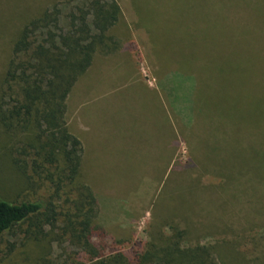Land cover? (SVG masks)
<instances>
[{
    "label": "rangeland",
    "instance_id": "374dc122",
    "mask_svg": "<svg viewBox=\"0 0 264 264\" xmlns=\"http://www.w3.org/2000/svg\"><path fill=\"white\" fill-rule=\"evenodd\" d=\"M85 1L0 0V94L23 25L56 3L64 14ZM115 1L121 16L108 47L97 46L65 112L83 146L94 223L118 241L106 253L137 264L135 252L175 225L186 232L182 246L209 247L213 264H264V0ZM229 66L238 72L225 86L219 69ZM18 137L0 123V197L52 200L73 213L30 166L18 171ZM58 218L40 240H25L26 226L6 233L0 264L87 262Z\"/></svg>",
    "mask_w": 264,
    "mask_h": 264
},
{
    "label": "trees",
    "instance_id": "16d2710c",
    "mask_svg": "<svg viewBox=\"0 0 264 264\" xmlns=\"http://www.w3.org/2000/svg\"><path fill=\"white\" fill-rule=\"evenodd\" d=\"M70 9L63 14L56 3L40 10L20 29L2 80L0 123L11 136L20 135L12 159L18 171L26 176L30 166L53 188L51 198L66 196L65 202L72 203L75 211H56L60 206L52 200L12 202L0 197V246L6 233L24 226L25 240H40L48 235L44 227L54 228L62 217V229L71 243L87 255L88 261L79 264H130L121 251L106 253L118 241L107 238L94 223L96 198L80 180L83 146L65 120L66 99L92 68L97 46L108 47L106 33L119 21L121 8L115 0H86ZM260 57H254L252 66ZM219 70L225 74L220 76L225 86L238 72L230 66ZM252 70L257 75L259 69ZM261 118L262 114L256 122ZM72 190L76 198L70 195ZM170 228L171 236L154 237L145 249L135 252L137 264H213L209 247H183L186 232L175 225Z\"/></svg>",
    "mask_w": 264,
    "mask_h": 264
}]
</instances>
